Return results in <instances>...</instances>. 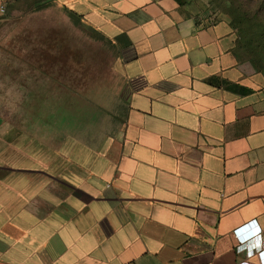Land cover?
Listing matches in <instances>:
<instances>
[{
	"label": "crops",
	"instance_id": "0c3cea01",
	"mask_svg": "<svg viewBox=\"0 0 264 264\" xmlns=\"http://www.w3.org/2000/svg\"><path fill=\"white\" fill-rule=\"evenodd\" d=\"M56 1L128 36L127 106L94 146L0 137V264H264V80L234 36L176 0Z\"/></svg>",
	"mask_w": 264,
	"mask_h": 264
},
{
	"label": "rangeland",
	"instance_id": "374dc122",
	"mask_svg": "<svg viewBox=\"0 0 264 264\" xmlns=\"http://www.w3.org/2000/svg\"><path fill=\"white\" fill-rule=\"evenodd\" d=\"M38 1L0 4V137L35 139L37 152L94 146L124 117L122 50L56 0ZM182 1L201 23L226 26L264 80V0Z\"/></svg>",
	"mask_w": 264,
	"mask_h": 264
},
{
	"label": "trees",
	"instance_id": "16d2710c",
	"mask_svg": "<svg viewBox=\"0 0 264 264\" xmlns=\"http://www.w3.org/2000/svg\"><path fill=\"white\" fill-rule=\"evenodd\" d=\"M47 0H39L38 3H43L45 4ZM55 1V0H54ZM176 2H178V4L180 6H183L184 5V2L182 0H176ZM47 5V4H46ZM50 6V3H48L47 7ZM66 11L67 13L72 16V17H76V18H79V19H82L81 16H79L78 14H76L74 11L68 9L67 7L65 6H62ZM46 8V6L42 7V8H37L38 10H41V9H44ZM112 43L114 45H117V47L120 49V50H123L127 47H130L132 45L131 41L129 40L128 36L126 34H122L118 37L115 38V40L112 41Z\"/></svg>",
	"mask_w": 264,
	"mask_h": 264
}]
</instances>
